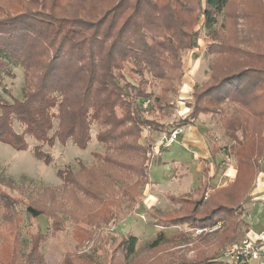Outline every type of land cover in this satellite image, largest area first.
Masks as SVG:
<instances>
[{
	"label": "trees",
	"instance_id": "16d2710c",
	"mask_svg": "<svg viewBox=\"0 0 264 264\" xmlns=\"http://www.w3.org/2000/svg\"><path fill=\"white\" fill-rule=\"evenodd\" d=\"M22 2L21 11L10 16H3L8 11L0 9V83L4 75H12L11 66L21 67L23 74L21 97L12 96L9 101L0 96L1 142L23 151L29 147V137L37 142L32 153L49 164L51 158L42 150L44 144L70 141L85 148L95 123L99 126L97 140L105 148L104 153H96L98 166L124 170L111 178L113 182L124 183L130 170L138 183L142 179L149 183L153 145L139 142L146 125L150 131L169 135L194 124L201 114L218 115L224 134L232 141L229 149L237 167L234 179L214 186L205 165L192 190L193 197L165 193L170 201L182 200L183 205L173 216L162 218H168L165 221H170L169 225L177 224L185 221L183 217L192 208L190 211L197 216L191 223L194 228H210L221 222L219 228L211 230L219 232L221 243L247 225L239 218L241 213H236L245 211L246 203L253 201L251 192L260 172L259 160L264 156V35L258 37V30L264 29V0ZM77 2L81 3L78 9L69 10ZM257 6L263 9L260 17L255 13ZM200 17L211 39L206 44V53L212 55L208 77L193 87L185 100L189 112L167 121L177 107L183 50L197 45L200 28L194 27ZM239 19L244 23L243 34ZM131 73L135 75L130 80L127 74ZM153 82L158 85L156 93L150 88ZM144 99H151L145 107L141 104ZM15 123L21 131L16 130ZM207 135L214 156L221 146L212 134ZM131 162L139 164V169H132ZM88 169L93 170L92 166L80 168L79 173ZM58 174L64 189L85 191L86 195L90 192L69 168L59 169ZM29 187L21 190H27L26 195L37 190ZM23 198L27 211L48 218L52 215L53 208L44 213ZM14 201L10 203L0 196V214L6 223L1 231L6 240L14 231L17 233L18 199ZM198 205L200 210L195 212ZM112 218L113 214H106L95 222L106 224ZM52 223L57 226L55 221ZM36 242L34 238L27 256L36 255ZM123 242L126 253H130L135 237L129 236ZM17 246V240H13L7 254L0 250V264H21ZM207 259L191 264H237L222 257L213 262ZM68 263V259L62 260V264Z\"/></svg>",
	"mask_w": 264,
	"mask_h": 264
},
{
	"label": "rangeland",
	"instance_id": "374dc122",
	"mask_svg": "<svg viewBox=\"0 0 264 264\" xmlns=\"http://www.w3.org/2000/svg\"><path fill=\"white\" fill-rule=\"evenodd\" d=\"M20 4H23L22 0H0V9L8 11L2 15L10 16L21 11ZM80 4L77 2L69 5V10H77ZM255 10L258 17L263 14L260 6ZM203 23V17H200L194 27L200 28L197 45L192 49L183 50V72L179 93L175 96L177 107L171 116L166 117L167 121L177 120L189 112L185 100L191 96L193 87L208 77L212 55L206 53V44L211 39L209 29ZM238 27L242 29L243 34V20L239 19ZM262 29L258 30L260 38L264 35ZM149 41L154 39L150 38ZM10 71L12 75H4L0 83V96L9 101L12 96L21 97L23 85L21 67L11 66ZM134 75L127 74V78L131 80ZM150 88L156 93L157 83L153 82ZM150 101L151 99H144L141 104L145 107ZM201 115L196 129L181 127L173 130L177 131L173 139H170L173 131L166 135L163 132L150 131L149 125H146L139 142L143 145L151 142L153 145L148 170L149 183L147 180L145 183L143 179L142 183H138L130 170L126 173L124 183L113 182L111 178L121 175L124 170L118 171L112 165L98 166L99 158L96 153H104L105 148L97 140L99 126L95 123L91 126V140L85 148H80L70 141L65 144L56 141L52 146L44 144L42 150L50 155L49 164H45L32 153L31 148L37 142L29 137V147L23 151L0 141V196L8 198L10 203L18 199L15 208L19 216L16 222L17 233L14 231L11 238L7 237L6 240L1 231L2 227H6V223H3L0 214V243L4 241L0 244L2 254H7L11 241L17 240L19 246L16 248L21 255V264H62L64 258L71 264H191L193 260L207 257V262L219 261L222 251L233 244L240 243L246 237L254 239L259 236L264 232V187L259 188L262 181L260 182L258 177L252 190L254 194L251 193L253 201L246 203L245 211L239 210L236 213H241L239 218H243L247 225L239 227L240 231L225 243L220 242L219 232L211 231L221 226L220 221L210 228L192 227L191 223L197 217L190 211L192 208L183 217L185 221L177 224L169 225L170 221H165L168 218H162L173 216L176 209L183 205L182 200L170 201L165 193H181L188 198L193 197L192 189L200 178L203 167L200 157L204 153L196 149L192 141L187 140L186 135L189 133L198 139L202 138L203 134L210 133L221 146V152L216 155L218 169L214 171L210 165L211 173L214 174L212 185H224L231 177L229 173L234 174L235 167L229 166L236 163L229 149L232 141L224 134L219 116ZM144 116L149 118L147 114ZM15 128L21 131L17 123ZM202 140L201 143H204V138ZM204 156L208 157L209 154L205 153ZM208 160L210 162L211 159L208 157ZM91 166L93 170L79 173L80 168ZM139 166L131 162L132 169L138 170ZM66 168L77 173L81 183L90 189L87 195L85 191L62 187L63 178L58 174V170ZM259 169L260 177L264 172V156L259 160ZM25 186L37 190L26 195L28 191L21 190L25 189ZM23 196L43 212L53 208L52 215L48 218L46 214L35 215L27 211ZM45 199L47 200L44 201ZM199 210L200 205L195 212ZM106 214H113V218L106 224L95 222ZM53 221L56 222V227ZM98 226L101 227L100 230L97 229ZM87 232L90 233L86 234ZM129 236L135 237V243L133 250L126 253L123 241ZM34 238L37 239V253L27 256L30 255ZM69 254L75 257H70Z\"/></svg>",
	"mask_w": 264,
	"mask_h": 264
},
{
	"label": "built area",
	"instance_id": "2783aa9c",
	"mask_svg": "<svg viewBox=\"0 0 264 264\" xmlns=\"http://www.w3.org/2000/svg\"><path fill=\"white\" fill-rule=\"evenodd\" d=\"M176 133L177 131H173L170 139H173ZM220 256L237 264H264V232L254 239L244 238L240 243L222 251Z\"/></svg>",
	"mask_w": 264,
	"mask_h": 264
},
{
	"label": "crops",
	"instance_id": "0c3cea01",
	"mask_svg": "<svg viewBox=\"0 0 264 264\" xmlns=\"http://www.w3.org/2000/svg\"><path fill=\"white\" fill-rule=\"evenodd\" d=\"M192 91V90H191ZM205 115V114H204ZM202 116V115H201ZM201 116H199V118L201 117ZM199 120V119H198ZM198 120L194 123V124H191V125H187V126H184V127H192V128H195L196 129V123L198 122ZM194 131V130H193ZM204 136V137H203ZM203 136H202V138H200V139H198V137L197 136H195V135H193L192 133H189L188 135H186V137H187V140L188 141H192L193 142V146L196 148V149H199V151L201 152V153H204V154H201L202 155V157H200V159H201V161L203 162V167L205 166V165H207L208 167H209V175L211 176V178L213 179V177H214V174L213 173H211V166L210 165H212L213 166V170L214 171H216L217 169H218V162L216 161V155L217 154H219L220 152H218V153H216L214 156H212L211 155V153H210V149H209V145H208V135H207V133L206 134H203ZM204 138V140H205V142L204 143H201V140ZM202 142H203V140H202ZM205 153H207V154H209V158L211 159L210 160V162H209V160H208V157H205L204 155H205ZM207 160V161H206ZM206 161V162H205ZM234 166L235 167V171H234V174L233 175H231L230 173H229V175L231 176L230 177V179H229V181L228 182H230V181H232L233 179H234V177H235V174H236V170H237V167H236V163L234 164V163H232V164H230L229 166ZM203 167H202V169H203ZM202 169H201V172H202ZM261 176L259 177V176H257L258 177V180L261 182V186L259 187V188H261V187H264V172L262 173V174H260ZM200 177H201V173H200ZM211 179V180H212ZM199 180H200V178H199ZM228 182H226L224 185H226ZM198 183H199V181H198ZM197 183V184H198ZM217 186H222V185H217ZM255 188V187H254ZM193 190V189H192ZM255 191H257V190H255ZM252 194H254V191L253 192H251ZM263 199H264V196L262 197Z\"/></svg>",
	"mask_w": 264,
	"mask_h": 264
}]
</instances>
